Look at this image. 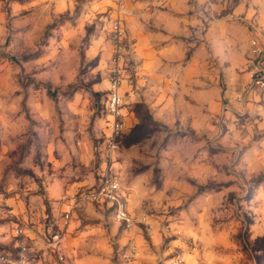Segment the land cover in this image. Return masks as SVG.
I'll return each instance as SVG.
<instances>
[{
  "label": "clouds",
  "instance_id": "9594fccd",
  "mask_svg": "<svg viewBox=\"0 0 264 264\" xmlns=\"http://www.w3.org/2000/svg\"><path fill=\"white\" fill-rule=\"evenodd\" d=\"M0 264H264V0H0Z\"/></svg>",
  "mask_w": 264,
  "mask_h": 264
}]
</instances>
